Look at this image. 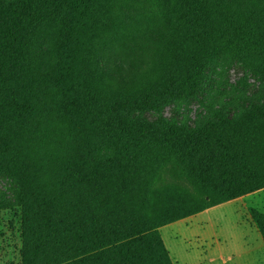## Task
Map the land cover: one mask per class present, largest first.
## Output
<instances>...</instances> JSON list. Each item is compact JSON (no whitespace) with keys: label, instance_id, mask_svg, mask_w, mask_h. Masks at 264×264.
I'll return each mask as SVG.
<instances>
[{"label":"trees","instance_id":"trees-1","mask_svg":"<svg viewBox=\"0 0 264 264\" xmlns=\"http://www.w3.org/2000/svg\"><path fill=\"white\" fill-rule=\"evenodd\" d=\"M170 1L0 0V177L21 264H171L160 228L264 190V101L232 97L192 125L144 116L205 92L216 33L235 51L234 33L257 31L264 59V0H178L168 58ZM156 153L171 181L153 186Z\"/></svg>","mask_w":264,"mask_h":264},{"label":"rangeland","instance_id":"rangeland-1","mask_svg":"<svg viewBox=\"0 0 264 264\" xmlns=\"http://www.w3.org/2000/svg\"><path fill=\"white\" fill-rule=\"evenodd\" d=\"M183 20L184 11L181 4L178 0H171L168 7L169 27L161 46L170 55L168 58L171 57L174 45L184 32ZM222 35V32L214 35L218 47L211 52L205 92L198 99L170 103L159 112L146 113L144 115L146 119L151 121L158 116L179 119L183 117L188 125H192L199 117L207 115L212 108H216L229 98L237 97L240 100L243 97H252L264 101L263 83L257 74L264 68V59L258 56L256 49L250 48L251 41L259 39V33L255 30L251 33L247 31L234 33V41L238 44L235 51L226 49L225 43L229 37ZM158 155V153L153 155L152 171L145 172L152 176L153 186L171 181L170 170L158 162ZM175 184L191 191L185 184ZM0 201L6 203L0 206V264H21V214L19 208L12 204L13 185L5 177H0ZM250 210L264 215V190L214 207L208 210L207 214L197 218H194L196 215L191 216L193 217L189 220L191 225L172 223L160 228L159 236L168 252L170 263L197 264L199 257L202 258L208 251H216L219 244L222 251H227V248L223 249L226 239L227 242L229 240L232 242L233 247H239L246 241L250 242V236L254 234L261 237L250 217ZM237 261L238 264H264V253L257 250L238 258Z\"/></svg>","mask_w":264,"mask_h":264},{"label":"crops","instance_id":"crops-1","mask_svg":"<svg viewBox=\"0 0 264 264\" xmlns=\"http://www.w3.org/2000/svg\"><path fill=\"white\" fill-rule=\"evenodd\" d=\"M250 195V194H249ZM253 196V195H252ZM231 202V201H230ZM228 202V203H230ZM225 203V204H228ZM223 205V204H222ZM220 206V205H219ZM214 209V208H211ZM208 209V210H211ZM208 210L201 212L199 214H196V216H194V218L197 216H201V215H205L207 214ZM264 213V212H263ZM191 218H187L176 223H184L185 225H191V222H189V220H191ZM188 220V221H187ZM189 222V223H187ZM251 240L250 242H245L243 244H241L239 247L237 246H232L231 245V241L229 240V242H227V239L224 240L225 245L223 247L227 248L228 250L226 251H222V247L221 244H219V248H217L216 251H208L206 253H204L202 258H198L197 264H238V258H242L243 256H247L249 254H252L253 252H256L257 250L262 251V253H264V243L261 239V237L257 234H254L252 237L250 236ZM221 243V242H220Z\"/></svg>","mask_w":264,"mask_h":264}]
</instances>
